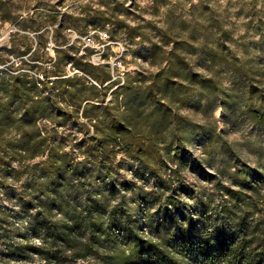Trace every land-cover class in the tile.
Masks as SVG:
<instances>
[{
	"label": "rangeland",
	"instance_id": "374dc122",
	"mask_svg": "<svg viewBox=\"0 0 264 264\" xmlns=\"http://www.w3.org/2000/svg\"><path fill=\"white\" fill-rule=\"evenodd\" d=\"M1 61L0 90L36 83L34 95L42 98L47 69L57 107L42 118L53 143L46 153L74 169L55 177L71 188L62 199L106 203L100 211L116 244H102L101 230L76 225L72 204L43 207L47 192L33 194L31 187L39 177L32 166L44 158L18 159L13 137L14 150L4 148L0 162V264H128L122 255L128 225L157 241L163 225L178 216V202L199 233L221 226L226 190L241 193L249 229L260 224L263 236L264 120L257 123L249 110L264 118V0H0ZM90 72L110 76L103 86L110 87L111 105L93 112L99 121L91 134L108 138V127L122 118L115 90L129 86L133 98L157 86L166 88L178 141L168 148L138 128L131 153L119 147L91 152L80 127L88 123L84 105H77L98 96L86 86H102ZM136 115L142 120L148 112ZM110 208L117 209L111 219Z\"/></svg>",
	"mask_w": 264,
	"mask_h": 264
},
{
	"label": "trees",
	"instance_id": "16d2710c",
	"mask_svg": "<svg viewBox=\"0 0 264 264\" xmlns=\"http://www.w3.org/2000/svg\"><path fill=\"white\" fill-rule=\"evenodd\" d=\"M47 42H42L41 47H45ZM5 65V61L0 62ZM76 67L83 69L80 64ZM46 80L44 88L48 96L45 98L34 95L39 90V86H2L0 90V162L6 159L2 150H14L15 140L18 138V159L43 157L41 165H33L32 170L38 175L37 181L31 187V193L37 194L39 191H46L47 195L42 198L43 207H50L56 203L61 210H65L68 204L74 207V219L76 225H85L94 231L101 230L105 245L116 244L108 236L109 222L102 218L100 209L109 208L105 203L100 206L97 200H85L81 202L76 197L64 202L62 196L68 193L71 188L66 184L63 186L55 181L56 175L73 172L74 169L68 164H60L53 153H46L53 147L51 136L44 130L42 124L43 117H51L50 110L57 107L51 93L56 86H50L49 73L45 69ZM96 83L102 86H86L92 94L97 97L82 98L77 101V105L82 107L83 117L88 120L87 124L80 123V127L85 129L86 137H89L90 151L93 153H105L109 147H119L124 152L131 153L134 150L132 132L139 129L146 131L149 140L153 138L158 141L162 139L166 147L171 148L178 141L176 132V120L166 104V88L152 86L150 89L138 90L132 98L129 86H121L112 93L115 104H120L124 110L120 120L112 122L108 127V138H100L99 131L91 134V129L98 127L99 118L94 111L102 112L110 109L111 105L106 102L109 86H103L110 81V76L106 73L103 76H95L90 72ZM57 76H64L58 74ZM59 82H53L57 84ZM79 94V93H77ZM162 100H157V97ZM101 104L102 106L98 105ZM148 112V116L142 120L137 113ZM249 114L257 123H262L264 118L260 111L250 109ZM141 120V121H140ZM113 139V143L112 140ZM145 154L141 146L137 151L139 161L143 160ZM7 156L13 157V154ZM18 171L13 170V175ZM229 201L221 206V211L225 221L221 226L212 229L204 228L200 233L198 226L184 214L183 206L174 202V215L170 222L163 225V231L157 241L151 237H146L138 233L132 226H127V249L123 252V257L128 264H150L154 258H159L161 264H190L188 258L194 263L191 264H264V233L259 235L260 224L254 225L250 230L247 225L248 214L243 210L241 203L245 198L240 192L226 190ZM71 206V205H70ZM116 208H110L109 218H114ZM183 221H188L183 226ZM186 224V223H185ZM184 224V225H185ZM181 225V226H180ZM179 226V228H178ZM176 230V232H174ZM47 233L52 235V229L47 228ZM241 234V236H238ZM56 235V234H55ZM54 235V237H55ZM94 237L91 238L93 241ZM173 239H176L173 242ZM65 243L70 244V238L63 237ZM174 243V244H173ZM173 244L170 249L169 245Z\"/></svg>",
	"mask_w": 264,
	"mask_h": 264
}]
</instances>
